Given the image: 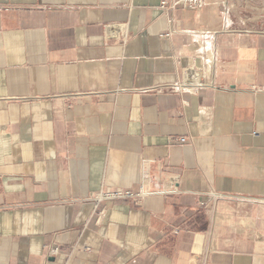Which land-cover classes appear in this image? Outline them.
<instances>
[{"label":"crops","instance_id":"1","mask_svg":"<svg viewBox=\"0 0 264 264\" xmlns=\"http://www.w3.org/2000/svg\"><path fill=\"white\" fill-rule=\"evenodd\" d=\"M163 1L0 0V264H264V30Z\"/></svg>","mask_w":264,"mask_h":264},{"label":"built area","instance_id":"2","mask_svg":"<svg viewBox=\"0 0 264 264\" xmlns=\"http://www.w3.org/2000/svg\"><path fill=\"white\" fill-rule=\"evenodd\" d=\"M205 4V0H164L162 6L174 8L177 5H181L188 9L199 10ZM183 78L175 86L180 91H197L203 87H207L212 82V75L208 65H188L183 68ZM180 142L187 141L186 137H180ZM175 192L171 189L168 191H153L148 189L144 184L141 185L139 191H133L131 189H117V190H105L101 189L94 195V201L96 204L102 203L108 200H133L137 201L145 198L148 195L156 193ZM52 252H57V249H52Z\"/></svg>","mask_w":264,"mask_h":264},{"label":"rangeland","instance_id":"3","mask_svg":"<svg viewBox=\"0 0 264 264\" xmlns=\"http://www.w3.org/2000/svg\"><path fill=\"white\" fill-rule=\"evenodd\" d=\"M263 13L264 0H234L232 2L230 19L237 29H244L248 26L252 29L264 30ZM238 23L241 25L239 26Z\"/></svg>","mask_w":264,"mask_h":264}]
</instances>
